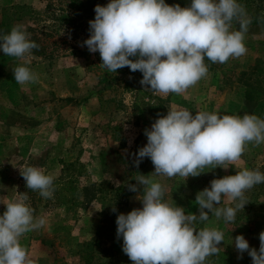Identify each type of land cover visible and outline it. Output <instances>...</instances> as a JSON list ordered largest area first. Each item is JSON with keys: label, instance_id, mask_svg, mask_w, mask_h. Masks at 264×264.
I'll return each mask as SVG.
<instances>
[{"label": "rangeland", "instance_id": "obj_1", "mask_svg": "<svg viewBox=\"0 0 264 264\" xmlns=\"http://www.w3.org/2000/svg\"><path fill=\"white\" fill-rule=\"evenodd\" d=\"M175 1L181 7L190 5L189 0ZM109 2L0 0V34L21 25L29 38L36 35L44 46L43 55L31 53L23 60L0 51V197L13 199L19 192H28L34 216L45 219L42 228L28 232L20 241L35 264H132L122 250V237H117L116 218L142 208L138 196L143 195V186L139 192L127 187L136 184L140 174L165 187L166 202L183 207L186 215H198L196 195L214 178L235 175L244 168L264 173V143L247 145L241 159L226 170L206 168L207 172L187 180L154 175L147 157L138 168L133 163V154L147 144L145 129L172 108L187 109L193 115L199 111L221 116L247 113L264 119V99L250 102L244 98L245 84L264 89V0H238L251 19L245 55L224 64L205 62L206 78L181 95L166 96L145 89L142 78L133 80L128 67L109 72L100 65L99 52L90 53L83 44L90 36L95 6ZM22 5L24 10L17 8ZM233 28L239 30L238 23ZM17 66L29 67L38 82L17 84L12 71ZM152 107L156 108L153 112ZM25 165L40 167L55 180L70 179L76 189L72 193L63 189L57 201L45 199L26 188L19 170ZM116 187L122 190L117 193ZM245 196L248 204L237 211L234 222L225 223L212 214L208 221L195 222L198 230L217 228L224 235L219 254L208 257L206 264L228 260L229 264H252L247 252L240 258L234 239L243 235L250 247L259 249L264 183ZM227 203L222 200L219 206ZM5 210L0 204V215Z\"/></svg>", "mask_w": 264, "mask_h": 264}, {"label": "clouds", "instance_id": "obj_2", "mask_svg": "<svg viewBox=\"0 0 264 264\" xmlns=\"http://www.w3.org/2000/svg\"><path fill=\"white\" fill-rule=\"evenodd\" d=\"M89 21L90 36L83 44L90 53L99 52L102 67L109 72L128 67L141 72L140 84L154 93L181 95L208 75L205 58L224 64L245 55V35L251 19L238 0H191L187 7L169 5L165 0H110L95 6ZM239 30H234L233 23ZM39 45L21 25L0 34V51L5 56L25 59ZM19 85L37 83L38 75L27 66L13 70ZM147 144L134 153V165L150 158L153 174L173 178L198 177L206 168L228 169L235 165L247 145L264 143V119L254 114L219 115L172 108L145 129ZM20 170L26 188L45 199L53 197L55 177L37 166ZM136 184H128L142 208L120 213L116 218L117 237H122L123 252L132 264H206L218 255L223 232L217 228L197 229L195 222L208 221L209 214L225 223L235 221L238 210L247 202L246 191L264 183L259 169L244 168L235 175L214 178L198 192L199 213L185 214L163 197L165 187L150 176L140 174ZM223 201L226 206L220 207ZM28 192L13 199L0 197L5 211L0 215V264H35L21 238L42 228L46 221L35 217ZM234 205V206H232ZM112 211L116 208L113 206ZM259 249L250 247L243 235L234 239L241 254L247 252L252 264H264V231L259 234Z\"/></svg>", "mask_w": 264, "mask_h": 264}, {"label": "trees", "instance_id": "obj_3", "mask_svg": "<svg viewBox=\"0 0 264 264\" xmlns=\"http://www.w3.org/2000/svg\"><path fill=\"white\" fill-rule=\"evenodd\" d=\"M190 3H191V0H189ZM165 3L169 4V5H175V4H178V2H176L175 0H165ZM17 8L21 9V10H24L26 7L25 6H17ZM25 14V13H23ZM30 40L31 41H34L36 44L39 45V48L38 49H33L32 50V53L35 54V55H43V45L42 43L39 41V38L36 36V35H32L30 37ZM205 62H209L207 60V58H205ZM129 72L132 73L134 76H133V80H138L140 78H142V74L139 75V76H136V72H131L130 69H129ZM244 98L247 100V101H250V102H257V101H260L261 99H264V89H262L261 87H259L258 85H255V84H245V91H244ZM156 108L155 107H152V112L155 110ZM61 179L59 180H54V187H55V191H54V194H53V197H57L58 198V194L61 193V191L63 189L66 188L67 191L69 192H73L76 188L74 186L71 185V181L70 179L67 180V181H61ZM101 186H103V184H100ZM100 192L103 191V188L101 187L100 189ZM117 193L118 191L120 192L122 190V187H116L114 189ZM86 196L89 197V195L87 194ZM95 196V195H94ZM57 198H55L54 200H56ZM90 198H93L92 195L90 196ZM53 200V199H52ZM59 200V198L57 199ZM56 200V201H57ZM91 200V199H88V201ZM106 222H110V219H107ZM88 246V244H87ZM86 262L87 263H91V257L90 256H86ZM229 261L228 260L226 263H223V264H229Z\"/></svg>", "mask_w": 264, "mask_h": 264}]
</instances>
